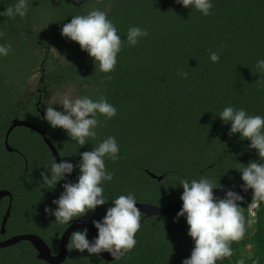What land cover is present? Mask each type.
I'll return each mask as SVG.
<instances>
[{
	"label": "trees",
	"instance_id": "1",
	"mask_svg": "<svg viewBox=\"0 0 264 264\" xmlns=\"http://www.w3.org/2000/svg\"><path fill=\"white\" fill-rule=\"evenodd\" d=\"M15 2L0 0V12ZM212 3L210 14L203 16L176 0H28L25 17L0 15V44L11 45L8 55L0 57V191L11 195L0 200V241L33 234L55 256L68 227L55 223L44 211L60 196L64 181L53 191L41 183L43 167L54 160L42 136L16 127L8 138L13 151L5 147L12 121L23 114L31 117L26 114L30 109L20 111L18 98L39 68L44 91L75 87L78 95L105 97L117 110L82 148L62 129H51L35 109L37 120H24L43 130L60 159L74 166L80 160L79 152L91 151L108 136L116 138L120 158H105L106 169L113 173L112 181L104 183L109 202L91 214L90 222L103 218L111 199L129 192L137 203L172 205L180 201L181 179L207 176L216 187L241 189L239 163L247 165L259 157L239 134L229 138L230 124L224 125L217 115L232 105L264 116V73L256 69L257 61L264 59V0ZM93 8L107 11L122 41L132 26L148 32L135 46L122 44L115 70L108 74L95 69L93 59L61 35L63 24L72 16ZM210 52L218 53V62L209 59ZM78 172L76 167L74 173ZM251 199H244L241 207L245 222L253 223L247 224L243 239L232 242L233 255L217 264H236L239 259L244 264H264V204L251 217L247 209ZM10 203L2 234V219ZM175 217L141 213L137 244L119 259L108 262L86 251L68 249L61 264H181L194 245L186 220ZM88 238L93 239L90 233ZM37 255L31 243L22 241L0 249V264H48Z\"/></svg>",
	"mask_w": 264,
	"mask_h": 264
},
{
	"label": "clouds",
	"instance_id": "2",
	"mask_svg": "<svg viewBox=\"0 0 264 264\" xmlns=\"http://www.w3.org/2000/svg\"><path fill=\"white\" fill-rule=\"evenodd\" d=\"M176 2L185 9H195L203 16L209 15L213 7L212 0ZM27 13L28 0H16L0 15L23 18ZM61 35L76 42L93 59L95 69L108 74L115 70L122 44L126 42L129 46H135L148 32L140 26H132L127 31L126 41H122L107 11L93 8L86 14L72 16L70 22L63 24ZM10 49V44H0V57L7 56ZM209 59L218 62L220 57L217 52H210ZM256 69L264 73V59L257 61ZM181 75L187 76V73ZM256 83L259 84L260 79ZM57 105L62 110L52 104L43 108V121L53 130L62 129L81 148L89 144L97 135L96 129L117 112L115 106L103 96L93 99L89 95L63 94ZM217 116L224 125L230 124L229 138L239 134V139L249 141L248 149L255 150L259 157L258 161H249L247 165L239 163L242 167L238 169L242 180L241 191L252 190L247 209L254 216L255 210L264 204V116L250 115L244 108L232 105L225 106ZM119 151L116 138L108 136L91 151L79 152L80 160L75 166L70 160L60 159L57 162L54 159L50 166L43 167L45 171H41L40 177L45 189L53 191L64 181L62 193L52 201V206L45 207V213L53 216L55 223L69 228L70 222L106 205L109 199L104 194V183L112 181L113 173L106 169L105 158L118 160ZM76 167L79 172L73 181L69 176ZM180 186L183 189L180 196L182 206L175 220L181 217L186 220L187 234L194 245L190 257L183 259L181 264H217L231 257L232 242L243 239L246 232L241 207L244 197L231 188L225 191L223 198L215 196L213 190L224 186L220 184V187H216L207 176L191 181L181 179ZM91 223L97 230L96 237L90 240L88 229L78 228L70 233L67 248L98 256L107 252L114 259H119L137 244L135 237L141 228V211L135 195L129 192L111 199V206L106 209L103 218L92 219ZM252 223V220L247 221L249 226ZM236 264H244V260L239 259Z\"/></svg>",
	"mask_w": 264,
	"mask_h": 264
},
{
	"label": "water",
	"instance_id": "3",
	"mask_svg": "<svg viewBox=\"0 0 264 264\" xmlns=\"http://www.w3.org/2000/svg\"><path fill=\"white\" fill-rule=\"evenodd\" d=\"M16 127H26L32 130H35L37 133H39L45 144L48 146L50 149L53 159H55L57 162L60 161L59 154L56 150V148L53 146L51 141L46 137L45 132L41 129H39L37 126L24 121L20 120L18 118H15L12 121V125L8 129L5 137V147L7 151L12 152L13 150L9 147L8 144V138L12 130ZM150 176L154 179H157L158 181L161 180V177H156L153 174H150ZM70 179L76 180L77 175L73 172L70 176ZM227 188H217L213 190V193L217 197L223 198L225 191ZM240 195L244 197V199L252 196V190L249 189L247 192L241 191V189H232ZM9 196L11 197L10 193L7 191H0V200L5 197ZM182 206V201H178L172 205H169L167 207H157L154 205H149V204H144V203H137V207L140 209L141 213L146 215L147 217H154V216H170V215H176V213L180 210ZM10 208H11V203L9 204L8 209L6 210L5 215L3 216L2 223H1V233H5V225L8 220L9 214H10ZM98 209V208H97ZM95 210V212L97 211ZM92 213H88L85 215V217L80 218L76 221L70 222V227L64 231V233L61 236V242H60V248H59V253L57 255H52L49 247L47 244L39 237L33 234H20L16 235L13 237H10L4 241H0V249L8 248L10 246H14L22 241H27L33 245V247L36 249L38 255V259L45 261L48 264H61L65 261L66 255H67V243L69 240L70 233L78 228H87L88 232L92 235V238H95L97 235V230L95 227L92 225V223L89 221V217L91 216ZM100 258H102L105 261H113L114 258L107 252H103L99 255Z\"/></svg>",
	"mask_w": 264,
	"mask_h": 264
},
{
	"label": "rangeland",
	"instance_id": "4",
	"mask_svg": "<svg viewBox=\"0 0 264 264\" xmlns=\"http://www.w3.org/2000/svg\"><path fill=\"white\" fill-rule=\"evenodd\" d=\"M56 56L59 54L56 51H53ZM42 70L39 68L35 75L30 77L24 84L21 90L20 97L18 98V105L21 112L27 111V115H31L30 118H26L23 115H20L19 118L22 120H28L30 122H34L37 120V115H33L34 109H36V105L39 110L43 112V108L49 104H52L58 110H62L61 106L57 105V102L61 98L63 94H70L72 96H77L78 92L75 87H56L50 90L43 89L42 82ZM39 93H42V97L40 98ZM40 98V102L38 99ZM33 115V116H32ZM43 118V117H42ZM250 214V213H249ZM251 215V214H250ZM252 217V215H251ZM247 226V222H246Z\"/></svg>",
	"mask_w": 264,
	"mask_h": 264
},
{
	"label": "flooded vegetation",
	"instance_id": "5",
	"mask_svg": "<svg viewBox=\"0 0 264 264\" xmlns=\"http://www.w3.org/2000/svg\"><path fill=\"white\" fill-rule=\"evenodd\" d=\"M36 112L40 113L39 115L42 117L43 115V112H41L38 108V106L36 105V109H35ZM28 122V121H27ZM30 123V122H29ZM40 129V128H39ZM9 197V196H8ZM4 198V197H3ZM11 199V198H10ZM2 200V199H1ZM1 202V201H0Z\"/></svg>",
	"mask_w": 264,
	"mask_h": 264
},
{
	"label": "built area",
	"instance_id": "6",
	"mask_svg": "<svg viewBox=\"0 0 264 264\" xmlns=\"http://www.w3.org/2000/svg\"><path fill=\"white\" fill-rule=\"evenodd\" d=\"M253 216V215H252ZM254 217V216H253Z\"/></svg>",
	"mask_w": 264,
	"mask_h": 264
}]
</instances>
